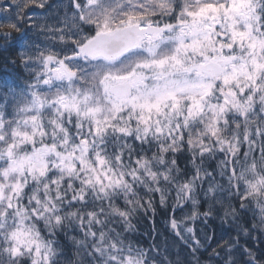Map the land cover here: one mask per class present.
Wrapping results in <instances>:
<instances>
[{
  "label": "snow or ice",
  "instance_id": "obj_1",
  "mask_svg": "<svg viewBox=\"0 0 264 264\" xmlns=\"http://www.w3.org/2000/svg\"><path fill=\"white\" fill-rule=\"evenodd\" d=\"M0 264H264V0H0Z\"/></svg>",
  "mask_w": 264,
  "mask_h": 264
}]
</instances>
